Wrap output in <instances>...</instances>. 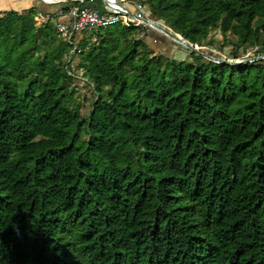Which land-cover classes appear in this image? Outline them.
<instances>
[{
  "label": "trees",
  "instance_id": "trees-1",
  "mask_svg": "<svg viewBox=\"0 0 264 264\" xmlns=\"http://www.w3.org/2000/svg\"><path fill=\"white\" fill-rule=\"evenodd\" d=\"M128 1L207 55L264 48V0ZM49 7L0 12V264H264V59L117 23L71 64Z\"/></svg>",
  "mask_w": 264,
  "mask_h": 264
},
{
  "label": "built area",
  "instance_id": "built-area-1",
  "mask_svg": "<svg viewBox=\"0 0 264 264\" xmlns=\"http://www.w3.org/2000/svg\"><path fill=\"white\" fill-rule=\"evenodd\" d=\"M109 1V7L102 4L101 9H97L93 6V0L87 2L84 0L48 1L42 4L45 6H56V8L53 11H38L34 19L38 26H42L46 23L52 24L57 36L71 46V51L66 57V61L75 64L76 57L74 52L79 53L77 44L85 32L103 29L117 23H121L127 27L130 25L148 26L128 16L118 6L113 4L114 0ZM116 1L125 7H127V4H130L128 0ZM134 7L137 10H142L140 5ZM137 10L132 11L139 15ZM147 20L150 21L149 19Z\"/></svg>",
  "mask_w": 264,
  "mask_h": 264
},
{
  "label": "rangeland",
  "instance_id": "rangeland-1",
  "mask_svg": "<svg viewBox=\"0 0 264 264\" xmlns=\"http://www.w3.org/2000/svg\"><path fill=\"white\" fill-rule=\"evenodd\" d=\"M94 5L97 9H101L102 7V0H93ZM44 4L38 0H0V12L5 11H16L19 13L28 11L32 8H38L43 7ZM127 7L132 10H137L135 7H133L130 4H127ZM138 14L142 17L149 19L148 12L145 9L137 10ZM159 23L160 22H155ZM163 25V24H162ZM144 29V33L140 36V38L143 40V42L147 45L148 51L152 55H160L164 57H173L177 60H184L189 59L188 57V50L178 44L177 42L173 41L172 39L158 33L157 31L151 29L148 26L139 25ZM211 36L218 42L213 44L212 46H207L205 48H202V51L211 54L212 57H220V60H233L231 58L230 52H231V46L225 45L224 47L221 46V43H223V37L220 34L219 31L211 32ZM230 37L228 36L226 40H229ZM263 52V49H248L245 52H242V49H239V53L242 55L240 60H246V59H252L257 58L255 53ZM240 60H233V61H240ZM77 59H75V62ZM77 63V62H76ZM75 63V64H76ZM72 72L76 73L79 77L76 79V93L75 98L78 100L82 105L83 109L82 111L84 113L87 112L89 109V102L92 98V94L90 92V88L83 83V81L80 79L82 76L81 70L77 69L76 66L71 69Z\"/></svg>",
  "mask_w": 264,
  "mask_h": 264
},
{
  "label": "water",
  "instance_id": "water-1",
  "mask_svg": "<svg viewBox=\"0 0 264 264\" xmlns=\"http://www.w3.org/2000/svg\"><path fill=\"white\" fill-rule=\"evenodd\" d=\"M42 3L46 2V0H38ZM48 1H56V0H48ZM109 0H102V4L106 7H109ZM113 4H115L116 6H118L123 12H125L128 16H130L131 18L145 24L148 25V27H150L151 29L157 31L158 33L172 39L173 41L177 42L178 44H180L181 46H183L184 48H186L188 51L194 53L197 56H200L206 60L209 61H213L216 63H223V64H227V65H238L241 63H246V62H251L254 60H260V59H264V57H257V58H252V59H246V60H240V61H233V60H219L216 59L210 55H207L203 52L200 51V48H198L195 45H192L191 43L183 40L179 35L172 33L169 29L165 28L163 25L159 24V23H155L153 21H148L147 19L135 14L132 10L128 9L127 7L123 6L121 3H119L118 1L114 0Z\"/></svg>",
  "mask_w": 264,
  "mask_h": 264
},
{
  "label": "crops",
  "instance_id": "crops-1",
  "mask_svg": "<svg viewBox=\"0 0 264 264\" xmlns=\"http://www.w3.org/2000/svg\"><path fill=\"white\" fill-rule=\"evenodd\" d=\"M55 8H56V6H51V7L48 8V11H53Z\"/></svg>",
  "mask_w": 264,
  "mask_h": 264
},
{
  "label": "bare ground",
  "instance_id": "bare-ground-1",
  "mask_svg": "<svg viewBox=\"0 0 264 264\" xmlns=\"http://www.w3.org/2000/svg\"><path fill=\"white\" fill-rule=\"evenodd\" d=\"M46 2H48V0H46Z\"/></svg>",
  "mask_w": 264,
  "mask_h": 264
}]
</instances>
